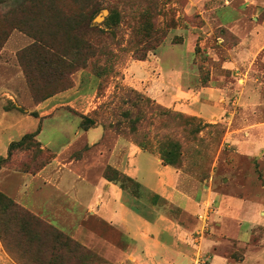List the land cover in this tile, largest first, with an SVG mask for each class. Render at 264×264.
I'll use <instances>...</instances> for the list:
<instances>
[{
  "label": "rangeland",
  "instance_id": "1",
  "mask_svg": "<svg viewBox=\"0 0 264 264\" xmlns=\"http://www.w3.org/2000/svg\"><path fill=\"white\" fill-rule=\"evenodd\" d=\"M229 1L231 0H96L91 8V15L89 13L90 17L94 18L108 8V16L116 14L118 21L109 24L106 22L108 16L99 23L92 20L93 26L84 31L66 19L60 23L48 20L49 13L55 16L56 12H49L47 0L44 4H35L30 0H0V53L3 50L11 53L9 57L1 58L11 66L8 70H0L3 75L0 77V84L8 88L16 78V82L26 84L28 98L35 104L46 92L79 85L80 94L86 96L82 103L76 105L77 109H73L76 115L63 110L41 122V140L50 141L55 149L71 141L77 118H83V123L87 124L91 121L100 122L107 130L137 144L140 142L141 147L148 151L159 152L161 146L179 143L181 155L176 167L184 174L202 182L214 176L213 187L216 191L241 193L243 196L242 189L219 184L218 177L228 173V164L236 160L242 169L230 174L241 180L240 183L250 173L252 178H258L264 184V165L256 164L251 171V160L230 154L233 147L227 146L223 140L227 125L215 120L205 122L201 117L162 105L145 91L151 86L150 80L153 72H157L159 60L164 63L167 71L169 67H173L174 62L187 69L195 63L200 70V78L207 81L211 79V72H214L217 83L226 82L230 86V98L238 99L235 104L228 103V99V111L223 110L221 116L214 118L264 120V49L249 74H238V69L228 71L222 67L227 56L231 57L229 46L238 44L240 40L238 35L217 22L213 11L215 7ZM252 1H240V7L244 9L243 18H248L251 22H264V1L256 0L259 2L256 5L262 7L261 11H256ZM71 9L75 10V5ZM222 10L227 15L232 14L234 18L237 16V11L227 12L228 7ZM189 32L195 33V36L190 37V43L185 42ZM38 36L46 39L48 44H54L60 51L59 58L52 61L58 64L53 69L57 70L59 83L51 84L48 91L34 88L44 86L55 76V72L50 74L48 66L37 67L39 62L34 57L35 49L40 46L43 48L41 42H38ZM261 45L264 48V40ZM143 73V77L137 80L136 77ZM256 88L259 100L250 104L249 99ZM198 127L201 129L198 130ZM97 131H103V127H98ZM78 147L79 143L71 150L76 151ZM82 152L85 156L89 154L84 149ZM85 156L79 158L80 163L65 167L64 174H68L71 169L75 173L72 179L80 174L96 186L99 185V180L103 181L101 174L110 179L119 178L122 187L134 192L137 184L134 180L120 175L111 167L102 171L103 163L97 160V156L92 162L84 163L87 159ZM101 156L103 158L104 154ZM51 157L49 150L40 148L37 137L29 138L1 161V167L35 171ZM17 176L16 186L22 182L21 175ZM68 176L71 178V173ZM83 178L79 179L77 186L81 189L80 195L86 199L91 196L88 193H92V188L84 185ZM105 187L103 184L100 187L103 192ZM141 191L142 196L148 192L144 184ZM255 191V187H249V194ZM48 194L51 195V192ZM258 195L251 200L258 203L264 200V189L260 193L258 190ZM75 196L76 190H70L62 200L47 202L45 197L38 195L42 200L40 206L44 203L41 212L45 211L43 213L47 214L51 208L60 211L59 220L39 216L51 226L50 232H44L42 226H25L11 216V213L4 214V210L0 208V230L7 234V241L17 261L21 264H116L99 250L89 247L86 241L104 238L106 233H110L113 242L124 245L129 242V237L123 236L118 222H110L97 214H88L89 217L86 218L80 215L77 231L72 228L73 220L66 216L73 210H78L72 206ZM247 203L248 206L242 210L243 215H251V218H260L264 222V215H261L264 203L261 207L256 202ZM77 213L78 211L75 214ZM206 218L204 216L202 219ZM207 220L209 221L208 218ZM62 226L70 232L63 231L60 228ZM58 234L60 238L57 239ZM262 238L264 242L262 230H257L250 244H237L235 240L233 244L230 241L224 253L236 261L246 256L243 263L235 264H264V247L253 250L249 248L261 246Z\"/></svg>",
  "mask_w": 264,
  "mask_h": 264
},
{
  "label": "crops",
  "instance_id": "2",
  "mask_svg": "<svg viewBox=\"0 0 264 264\" xmlns=\"http://www.w3.org/2000/svg\"><path fill=\"white\" fill-rule=\"evenodd\" d=\"M240 1L243 2L231 0L225 5L215 7L213 11L217 22L240 37L238 44L229 46L231 57L224 58L222 67L228 71L238 69V74H249L264 49L261 48L264 40V22H251L248 18H243L244 9L240 7ZM252 2L255 3L253 5L257 8L256 11L262 10L261 6L256 5L259 4L258 1ZM252 2L248 4L249 7ZM225 7L229 9L227 12L237 11V16L234 18L231 13H223L222 9ZM188 36L185 42L190 43V37L195 36V33L189 32ZM8 55L11 53L6 50L0 53V70H8L11 66L1 60L2 57H9ZM157 63V72H153V78L150 80L151 86L147 87V90L142 86V89L162 105L201 117L205 122H224L227 132L223 140L227 146L233 147L230 154L251 160V171L256 164L264 165V120L214 118L221 116L223 110L228 111L226 105L229 102L235 104L238 100L230 98V86L226 82L217 83L214 72H211V79L204 81L200 78L201 73L195 63L187 69L174 62L168 71L162 61ZM143 75L144 73L136 79H141ZM0 77L3 75L0 74ZM257 90L254 89L255 92L249 99L250 104L259 100ZM85 96L80 94L79 85H75L35 104L28 98L26 84L16 82V78L8 88L0 84V158L9 157L12 142L20 140L25 134L39 127L37 139L40 148L52 153L51 159L35 171L0 167V189L36 215L48 220H59L60 211L51 208L47 214L43 213L45 211L41 212L44 203L40 206L42 200L38 195L45 197L47 202L60 201L70 190H76L72 206L78 210H73L66 216L73 220L72 228L77 231L80 215L86 218L89 217L88 214H97L110 222H118L123 236L129 237V242L124 245L113 242L110 233H106L104 238L86 241L89 247L99 250L116 264L243 263L246 256L238 261L233 260L225 255V247L228 242L233 243V240L237 244H250L257 230H262V235L264 234V222L259 220L260 218H251V215L247 217L242 213L248 206L247 202L258 203L251 198L259 196L258 190L260 193L264 189L262 181L252 178L248 173V177L240 183L241 180L230 174L242 169L235 160L228 164V173L218 175V181L224 186L242 189L243 196L241 193L216 191L213 187L214 176L204 182L189 178L174 165L166 164L159 152L142 148L139 144L107 130L100 122L86 127L83 118L75 120L71 141L58 149L53 148L50 141H42L41 122L63 110L75 114L73 109H77L76 105L82 103ZM98 127H103V131H97ZM78 143L81 149L78 147L76 151L71 150ZM83 149L89 153L87 156L83 154ZM84 156L87 157L84 163L92 162L97 156V160L103 163L102 171L111 167L133 178L138 184L134 192L122 187L118 179H110L103 174V181L99 180L97 186L80 174L72 179L75 173L71 169V178L69 173L64 174L65 167L80 163L79 158ZM17 175H21L22 182L16 186ZM82 178L84 185H90L92 188V193H88L91 196L86 199L80 195L81 189L77 186ZM102 184L106 186L104 192L100 188ZM143 184L148 192L142 196ZM249 187H255V193L249 194ZM49 191L51 195L48 194ZM259 202L258 206L261 207L264 200ZM70 210L72 211V208ZM261 215H264V212H261ZM200 216L207 217L209 221ZM207 225H210V228ZM60 228L68 231L63 226ZM262 240L263 238L261 246L249 248H263ZM0 264H19L6 250L1 239Z\"/></svg>",
  "mask_w": 264,
  "mask_h": 264
},
{
  "label": "trees",
  "instance_id": "3",
  "mask_svg": "<svg viewBox=\"0 0 264 264\" xmlns=\"http://www.w3.org/2000/svg\"><path fill=\"white\" fill-rule=\"evenodd\" d=\"M31 2L38 4V3H45V0H30ZM96 0H47V8L49 10V12H51L53 10V12L55 13V16H53L51 13H49L48 20H55L56 22L60 23L63 22L65 19L67 20V22L73 24L76 28H80L81 30L87 31L90 27L93 26L92 20L95 19V17L98 15H96L94 18L90 17L91 13V8L94 5V2ZM75 5V10L71 9L73 6ZM108 9V8H107ZM90 13V15H89ZM118 18L116 14H110L107 19L106 22L107 23H117ZM40 39L38 40V42L42 44L43 48L40 46L39 48H36V56L35 60L37 62H39V64L37 65V67H42V65H44V67H49V72L50 74H53L54 72V78L52 80L49 81V83H45L44 86L42 87H34L36 90H43V91H48V87L51 84H57L59 83L58 78H57V74H56V69L54 70L53 68L58 67L57 63H53L52 61H54L53 59L55 58H59L58 55L60 54V51H58L56 49V46H54V44H48L47 40L38 36ZM36 40V39H35ZM154 48V47H153ZM78 51V50H77ZM52 62V63H51ZM60 66V65H59ZM71 88V87H70ZM69 89V88H67ZM67 89H56V90H52L50 92H46L45 94L42 95V97L37 100V103H40L42 101H44L45 99H47L48 97L65 91ZM35 115H37L36 113H34ZM179 116L183 117L184 114L182 113H177ZM186 118H195L194 116H186ZM95 121H91V123H85V126H89L90 124H94ZM201 126V125H200ZM201 128L198 127V130H200ZM40 131V127L33 131V132H29L27 134H25L20 140L12 142L10 144V150H9V155H11L12 150L14 148H18L21 147L29 138H35L37 137L38 133ZM38 143L40 144L39 140L37 139ZM139 145L141 146L142 144L140 142H138ZM173 145H167V146H161L159 154L161 155V158L163 159V161L166 164H170V165H174L176 167L177 162H178V157L181 155V150H180V145L179 143H172ZM183 154V153H182ZM6 158H0V167H1V161L4 160ZM47 162V161H46ZM45 162V163H46ZM44 163V164H45ZM43 164V165H44ZM41 167V166H40ZM39 167V168H40ZM38 168V169H39ZM116 172H118L117 170H115ZM119 173V172H118ZM121 174V173H119ZM124 177H127L130 180H134L133 178H131L130 176H126V174H121ZM116 179V178H113ZM119 181H121L119 178H117ZM0 208L3 211L4 214L6 213H11V216H14L16 219H18L20 221V223H22L25 226H29V225H34V226H42L44 228V232H50V225H48L46 222H44L38 215H36L35 213H33L31 210H29L28 208H26L25 206H23L22 204H20L19 202H17L16 200H14L12 197L8 196L7 194H5L3 191L0 190ZM13 217V218H14ZM26 228V227H24ZM0 238H2L3 240V245L5 246L6 250L9 252V254L14 258L13 254V249L12 247H10L8 241H7V234L3 231L0 230ZM56 238H60L59 234L56 235ZM16 260V258H14ZM17 261V260H16ZM19 264H21V262L17 261Z\"/></svg>",
  "mask_w": 264,
  "mask_h": 264
},
{
  "label": "water",
  "instance_id": "4",
  "mask_svg": "<svg viewBox=\"0 0 264 264\" xmlns=\"http://www.w3.org/2000/svg\"><path fill=\"white\" fill-rule=\"evenodd\" d=\"M108 14H109V9H107V8L103 9L102 12L99 13V14L95 17L94 22H95V23H99V22L105 20V18L108 16Z\"/></svg>",
  "mask_w": 264,
  "mask_h": 264
},
{
  "label": "built area",
  "instance_id": "5",
  "mask_svg": "<svg viewBox=\"0 0 264 264\" xmlns=\"http://www.w3.org/2000/svg\"><path fill=\"white\" fill-rule=\"evenodd\" d=\"M202 218V216H200Z\"/></svg>",
  "mask_w": 264,
  "mask_h": 264
}]
</instances>
